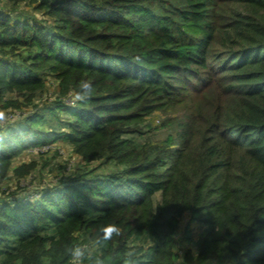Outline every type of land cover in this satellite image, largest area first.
Returning a JSON list of instances; mask_svg holds the SVG:
<instances>
[{
	"label": "trees",
	"instance_id": "1",
	"mask_svg": "<svg viewBox=\"0 0 264 264\" xmlns=\"http://www.w3.org/2000/svg\"><path fill=\"white\" fill-rule=\"evenodd\" d=\"M81 79L94 94L72 106ZM0 106L16 110L0 181L57 141L81 158L34 197L0 196V264H68L76 246L264 264V0H0Z\"/></svg>",
	"mask_w": 264,
	"mask_h": 264
},
{
	"label": "rangeland",
	"instance_id": "2",
	"mask_svg": "<svg viewBox=\"0 0 264 264\" xmlns=\"http://www.w3.org/2000/svg\"><path fill=\"white\" fill-rule=\"evenodd\" d=\"M39 16H42L41 14ZM46 97V94L43 98ZM37 101H40L38 99ZM41 102V101H40ZM25 111H27L25 109ZM16 110L14 108L3 109L0 106V122L6 124L11 119H14ZM19 113V112H17ZM164 116L162 111H155L149 121L158 123ZM35 159L37 167L30 175L25 178L18 179L14 176L6 180L0 181V196L9 198L15 195L24 197H34L40 188L49 184H56L59 180L66 178L67 175L73 172L74 167L80 162L81 158L73 151L72 146L63 141H57L51 145L44 146L42 152L24 151L18 158L16 163L21 161ZM49 160L47 164L45 162ZM93 165L99 164L98 161L92 162ZM106 168V167H105ZM103 168H100L101 170ZM107 169V168H106ZM64 172V173H63ZM182 234V232H181ZM150 241L149 243H151Z\"/></svg>",
	"mask_w": 264,
	"mask_h": 264
},
{
	"label": "clouds",
	"instance_id": "3",
	"mask_svg": "<svg viewBox=\"0 0 264 264\" xmlns=\"http://www.w3.org/2000/svg\"><path fill=\"white\" fill-rule=\"evenodd\" d=\"M94 82L91 79H81L78 85L71 90L69 99L72 106L87 103L94 94ZM2 124V122H0ZM102 236L98 237V242L102 243L104 238L111 239L119 235V229L115 225H107L101 229ZM111 234V235H109ZM68 264H105L102 255H93L87 247H73L69 250ZM121 264H139V260L134 251H126L121 259Z\"/></svg>",
	"mask_w": 264,
	"mask_h": 264
}]
</instances>
